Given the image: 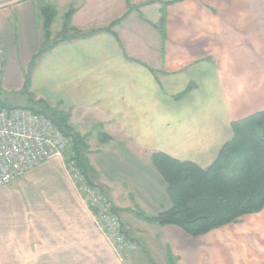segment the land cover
I'll return each instance as SVG.
<instances>
[{
  "label": "crops",
  "instance_id": "0c3cea01",
  "mask_svg": "<svg viewBox=\"0 0 264 264\" xmlns=\"http://www.w3.org/2000/svg\"><path fill=\"white\" fill-rule=\"evenodd\" d=\"M42 1L55 12L48 44L66 26L95 33L31 55L28 101L67 118L86 180L136 249L119 262L64 154L0 187V264H264V207L198 237L137 216L172 206L153 155L206 169L232 123L264 111V0Z\"/></svg>",
  "mask_w": 264,
  "mask_h": 264
},
{
  "label": "trees",
  "instance_id": "16d2710c",
  "mask_svg": "<svg viewBox=\"0 0 264 264\" xmlns=\"http://www.w3.org/2000/svg\"><path fill=\"white\" fill-rule=\"evenodd\" d=\"M71 12L72 10L67 12L66 20ZM40 13L44 38L48 43L55 12L50 8H43ZM115 23L116 21L112 25ZM164 23L165 13L162 10L158 25L162 34ZM65 30L73 34L61 35L56 41L46 45L35 55L33 61L57 43L85 38L95 33H83L68 26ZM30 104L32 105L25 108L47 116L65 136L71 138L70 153L84 175L85 171L79 163L83 140L70 130L67 118L43 100L32 101ZM0 107L10 106L0 102ZM231 127L232 139L221 149L215 162L206 169L159 154L153 155L152 165L166 185L172 206L152 217L141 212L137 216L160 226H176L189 236L198 237L234 222L245 214L260 211L264 207V111L234 122Z\"/></svg>",
  "mask_w": 264,
  "mask_h": 264
},
{
  "label": "built area",
  "instance_id": "2783aa9c",
  "mask_svg": "<svg viewBox=\"0 0 264 264\" xmlns=\"http://www.w3.org/2000/svg\"><path fill=\"white\" fill-rule=\"evenodd\" d=\"M4 48L0 39V81ZM71 138L45 115L22 106L0 107V187L39 164L67 154V170L95 226L118 258L135 247L124 232L118 211L101 188L89 183L76 165Z\"/></svg>",
  "mask_w": 264,
  "mask_h": 264
},
{
  "label": "rangeland",
  "instance_id": "374dc122",
  "mask_svg": "<svg viewBox=\"0 0 264 264\" xmlns=\"http://www.w3.org/2000/svg\"><path fill=\"white\" fill-rule=\"evenodd\" d=\"M42 0L23 1L19 4L0 2V39L5 53V63L0 85V101L8 106H31L28 99L29 73L32 72L31 55H36L48 43L43 32ZM53 28L52 35H56ZM36 53V54H35ZM35 63V62H34ZM29 72V73H28ZM129 239V238H128ZM136 247L119 262L134 252Z\"/></svg>",
  "mask_w": 264,
  "mask_h": 264
}]
</instances>
